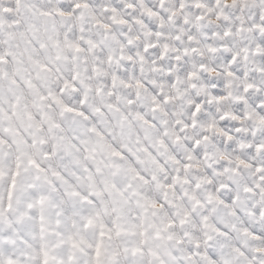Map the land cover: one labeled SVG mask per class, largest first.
<instances>
[{
  "label": "snow or ice",
  "instance_id": "6c2138e0",
  "mask_svg": "<svg viewBox=\"0 0 264 264\" xmlns=\"http://www.w3.org/2000/svg\"><path fill=\"white\" fill-rule=\"evenodd\" d=\"M0 264H264V0H0Z\"/></svg>",
  "mask_w": 264,
  "mask_h": 264
}]
</instances>
